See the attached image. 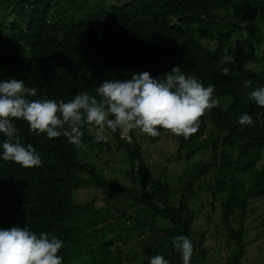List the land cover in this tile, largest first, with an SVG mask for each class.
I'll use <instances>...</instances> for the list:
<instances>
[{"label":"trees","instance_id":"obj_1","mask_svg":"<svg viewBox=\"0 0 264 264\" xmlns=\"http://www.w3.org/2000/svg\"><path fill=\"white\" fill-rule=\"evenodd\" d=\"M109 2H15L11 15L0 16V81L15 77L36 88L37 96L29 99L67 102L78 93L96 95L106 80H127L145 71L159 78L165 68L178 64L205 87L215 86L219 106L201 118L189 139L163 129L158 137L133 130L127 139L110 131L113 141L97 143L92 126L85 125L81 148L14 121L22 143L36 148L42 165L24 168L0 159V227L27 226L37 235L48 232L61 239L63 264H150L154 255L183 264L172 244L182 234L197 251L190 264H207L221 236L228 242L226 264H243L247 214L251 204L264 202V108L252 104L248 93L264 86V0ZM14 16L18 35L12 50ZM196 24L202 31L195 41ZM32 32H50L47 44L63 54L54 52L46 63L32 60L35 46L27 52L24 43ZM167 36L175 40V50L195 54H163ZM45 45L37 43L40 49ZM226 56L231 63L221 64ZM244 60L250 64L244 66ZM223 67L230 68L228 76L222 75ZM247 80L253 82L249 87L244 86ZM243 114L255 123L240 125ZM4 139L0 133V156ZM161 141L177 146V152L158 148ZM121 149L131 166L118 180L111 176L110 163ZM172 156L185 161L175 173L167 164ZM90 184L101 194L89 201L84 197ZM205 191L216 200L208 214ZM217 211L220 220L212 222ZM199 217L204 221L196 224ZM221 223L225 233L219 230ZM260 228L264 242V218ZM97 237L102 241L95 245Z\"/></svg>","mask_w":264,"mask_h":264},{"label":"clouds","instance_id":"obj_2","mask_svg":"<svg viewBox=\"0 0 264 264\" xmlns=\"http://www.w3.org/2000/svg\"><path fill=\"white\" fill-rule=\"evenodd\" d=\"M19 1L21 0H2L0 16L11 15L14 3ZM10 23L15 28L10 46L13 50L18 35L15 16L10 18ZM201 31L196 24L195 41ZM49 34L50 32H32L24 41L28 45L27 52L35 46L32 60L46 63L54 52L63 54L47 44ZM219 34L224 32L220 30ZM39 42L46 43L43 49L37 46ZM175 47V40L167 36L162 53L195 54L193 51L180 53ZM262 48L263 46L258 50L259 55H262ZM231 59L226 56L221 64L231 63ZM249 64V60L243 61L244 66ZM229 72V67L222 68L223 76H228ZM252 83L247 80L244 86L249 87ZM214 88V85L205 87L193 76V72L178 64L169 70L165 68L159 78H153L151 73L145 71L133 73L127 80H106L96 88V95L78 93L67 102L63 99H29L37 96L36 88L27 87L23 80L15 77L5 79L0 81V133L5 137L0 159L24 168L42 165L36 148L31 143L27 146L22 143L19 129L14 123L16 120L27 122L33 133H46L49 139L63 136L77 148L85 146L82 141V129L85 125L95 127L97 143L108 141L106 130L112 133L119 131L121 138L127 139L133 130L158 137L161 135L159 129H163L174 136L189 139L197 133L201 118L209 110L219 106V101L214 98ZM248 93L252 104L256 103L264 108V86H255ZM238 123L252 126L255 121L251 115L243 114ZM172 160L176 161V158L172 156ZM172 244L181 253L183 264H190L192 257L197 256L191 239L184 234L174 237ZM208 245L209 242L205 247ZM63 247L64 242L48 232L37 235L27 226L0 227V264H63V256L58 255ZM150 264H169V261L162 255H154L150 258Z\"/></svg>","mask_w":264,"mask_h":264},{"label":"rangeland","instance_id":"obj_3","mask_svg":"<svg viewBox=\"0 0 264 264\" xmlns=\"http://www.w3.org/2000/svg\"><path fill=\"white\" fill-rule=\"evenodd\" d=\"M83 0H78V4H80ZM88 1L89 5H103L101 2H104L106 0H86ZM110 2L108 4H113L116 3L117 0H109ZM0 4H2V0H0ZM0 8H2V6L0 5ZM92 131L95 135V127L92 126ZM106 134L109 137V141H113V137H111V132L109 130H106ZM159 145H157L158 148L163 149L164 152H169V153H175L177 150V146H172V145H168L166 142L161 141L159 143H157ZM116 160L115 162H111L110 163V167H111V176L115 179L118 180H122L121 179V173H124L125 170H127V168L130 165V162L128 160L127 157V153L125 150L121 149V150H117L116 151ZM209 155L207 154L204 158L209 159L208 158ZM195 160L197 158H199L198 156L193 157ZM162 162L163 164L166 163L165 158L162 157ZM184 160L182 161H178L176 162L175 160H171L170 163H168V167L170 169V171H172L173 173H175V171H179L183 168L184 166ZM194 162V160H192V163ZM191 163V161L189 162ZM189 169L192 170V167L189 164ZM213 174H209L207 181L210 182L212 181V176ZM90 187L87 188V190L85 192H87L88 195H86L84 198L88 199L89 201L91 200V198L100 195L101 194V190L95 186L94 184H90ZM90 190V193H88V191ZM206 192V191H205ZM206 196L203 200V202L206 205V209L208 213H212V203H216V200L212 197V193L211 192H206L205 193ZM201 195H203L201 193ZM105 205V203H102V206ZM219 203L217 202V209H219ZM247 219L245 222V229H246V234H247V242H246V247H245V253L243 255V264H264V242H263V232L260 228V222L261 219L264 218V202H259L256 201L254 204H251L250 206V212L249 214H247ZM216 218L217 220H212L213 221H219V214L218 211L216 212ZM199 221H204L203 217H199L198 220H196V224ZM219 223V222H218ZM219 226V230L223 231V224H218ZM215 226V225H212ZM224 232V231H223ZM225 233V232H224ZM111 234H106L104 237L107 238L108 236H110ZM102 237H97L96 239L92 240L93 243L95 245H98L101 243ZM215 242H217L219 245H215L213 243V247H212V251L211 254L209 256L206 257L207 259V264H226L228 258L230 257V254L228 253L227 249H226V243H228L224 238L219 237L216 238Z\"/></svg>","mask_w":264,"mask_h":264}]
</instances>
